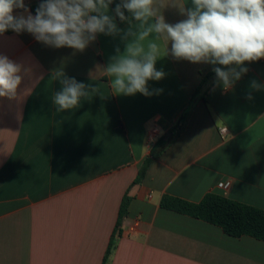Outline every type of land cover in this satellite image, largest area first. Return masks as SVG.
<instances>
[{"label": "crops", "instance_id": "crops-1", "mask_svg": "<svg viewBox=\"0 0 264 264\" xmlns=\"http://www.w3.org/2000/svg\"><path fill=\"white\" fill-rule=\"evenodd\" d=\"M38 2L25 0L27 11L13 16H35ZM163 3L166 23L187 18ZM108 15L121 31L97 33L83 51L0 34V55L22 66L16 97H0V264H104L127 193L108 264H264V241L161 207L165 195L199 203L216 193L264 210V58L244 62L248 71L227 91L212 77L194 99L205 75L226 66L178 60L169 43L155 64L164 77L147 82L151 95L114 94L103 70L131 37L112 3ZM57 71L96 91L57 112Z\"/></svg>", "mask_w": 264, "mask_h": 264}, {"label": "clouds", "instance_id": "clouds-1", "mask_svg": "<svg viewBox=\"0 0 264 264\" xmlns=\"http://www.w3.org/2000/svg\"><path fill=\"white\" fill-rule=\"evenodd\" d=\"M113 0H43L35 16H13L14 8L27 11L24 0H0V33L11 29L27 31L35 39L56 48L70 47L83 51L97 33L118 34L113 17L108 15ZM186 19L175 24L165 22L161 9L163 0H122L115 8L121 21L128 20L131 37L125 51L112 57L103 71L110 78L114 94L151 95L149 80H160L165 73L157 70L158 59L168 54L192 63L226 66L214 67L217 83L227 91L248 69L244 62L264 58V0H171ZM126 9L131 19L125 16ZM136 24L134 28L132 21ZM166 42L161 54L160 41ZM22 66L0 55V97L15 98L21 84ZM55 77L62 89L54 93L52 102L57 112L75 109L82 98L96 89L91 85L68 78L62 71ZM253 88L260 86L253 81ZM251 99V95L248 96Z\"/></svg>", "mask_w": 264, "mask_h": 264}, {"label": "trees", "instance_id": "trees-1", "mask_svg": "<svg viewBox=\"0 0 264 264\" xmlns=\"http://www.w3.org/2000/svg\"><path fill=\"white\" fill-rule=\"evenodd\" d=\"M42 2L43 0H39V2L32 7V12L34 15L36 14V9ZM121 3L122 0H113L112 6L114 13L116 6ZM122 11H124L126 17L131 19V14L128 13L126 9H122ZM116 18L120 26H126L129 24L127 19L125 21H121L119 17L116 16ZM132 22H134V20ZM14 32L15 31L9 29L0 34H12ZM23 32L28 33L27 31ZM226 68L227 67L222 68V70H225ZM214 76H216L215 72L205 75L199 88L194 94V99H196L197 95L200 94V92L204 89L203 87L205 84ZM147 166L148 162H146L145 166H143L141 172L139 173L138 179L135 181V184L141 182ZM130 202L131 197L127 193L124 196L121 204L118 222L109 243L104 264L109 263L111 254L122 236V223L125 217L128 215ZM161 207L163 209L187 215L215 225L221 228L224 233L234 238H242L247 236L259 241H264V210L234 201L216 193L207 194L199 203H192L177 197L165 195L161 200Z\"/></svg>", "mask_w": 264, "mask_h": 264}, {"label": "built area", "instance_id": "built-area-1", "mask_svg": "<svg viewBox=\"0 0 264 264\" xmlns=\"http://www.w3.org/2000/svg\"><path fill=\"white\" fill-rule=\"evenodd\" d=\"M221 132L223 134H225L227 132V129L226 128H222ZM154 133H157V131L155 130ZM231 185H232L231 182H224V183L219 184V188L223 189V190H229L231 188Z\"/></svg>", "mask_w": 264, "mask_h": 264}]
</instances>
